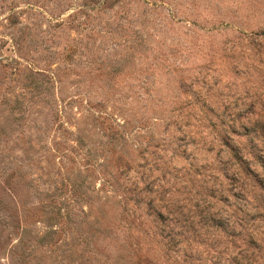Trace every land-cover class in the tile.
<instances>
[{
  "label": "rangeland",
  "instance_id": "obj_1",
  "mask_svg": "<svg viewBox=\"0 0 264 264\" xmlns=\"http://www.w3.org/2000/svg\"><path fill=\"white\" fill-rule=\"evenodd\" d=\"M0 264H264V0H0Z\"/></svg>",
  "mask_w": 264,
  "mask_h": 264
}]
</instances>
